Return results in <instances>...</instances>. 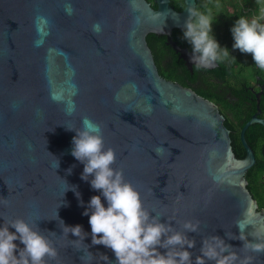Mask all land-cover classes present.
I'll use <instances>...</instances> for the list:
<instances>
[{"label": "water", "instance_id": "1", "mask_svg": "<svg viewBox=\"0 0 264 264\" xmlns=\"http://www.w3.org/2000/svg\"><path fill=\"white\" fill-rule=\"evenodd\" d=\"M153 1L155 8L147 0H0V223L22 217L48 236L58 250L48 264H86L84 245L116 264L110 248L91 243L84 209L100 190L91 175L82 179L84 163L71 153L75 132L66 125L79 127L87 116L145 207L195 239L193 264L214 234L264 264V252L228 236L239 232L237 220L251 222L249 230L264 224L245 178L255 163L245 131L264 127V119L254 113L244 123L245 156L237 158L218 107L162 77L146 41L149 33L165 36L192 70L191 50L172 37L173 29L183 31L188 0L180 11L170 0ZM73 184L80 197L65 191ZM186 220L199 228L185 229ZM62 221L83 226L84 245L63 232Z\"/></svg>", "mask_w": 264, "mask_h": 264}, {"label": "clouds", "instance_id": "2", "mask_svg": "<svg viewBox=\"0 0 264 264\" xmlns=\"http://www.w3.org/2000/svg\"><path fill=\"white\" fill-rule=\"evenodd\" d=\"M258 7V12L251 17L239 15L233 23L232 48L250 53L255 64L264 69V3H258ZM185 11L182 35L191 46L190 60L196 69L212 68L227 58L237 59L214 34L213 24L217 17L211 8L188 0ZM66 126L75 132L71 153L84 163L82 179L89 180L91 175V186L100 190L84 209L91 225V243L110 248L116 264H193L190 249L195 246V239H190L187 232L174 230L171 223H165L145 207L140 190L125 178L123 168L113 167L117 153L113 147H106L101 126L87 116L79 127ZM57 163L59 167V159ZM69 188L77 197L81 196L78 185H68L65 191ZM80 202L84 203L82 199ZM199 223L186 220L183 226L196 231ZM250 223L237 220L239 232L228 233V236L242 240L240 247L249 252H264V224L249 230ZM63 232L77 237L74 243L84 245L87 233L81 224L63 223ZM84 246L80 250L86 264H93V261L110 264L111 257L107 253L97 256L90 246ZM235 247L218 234L205 237L195 264H207L208 260L215 264H254L253 255L241 256ZM57 255L53 241L24 218L0 223V264H48L47 258Z\"/></svg>", "mask_w": 264, "mask_h": 264}, {"label": "trees", "instance_id": "3", "mask_svg": "<svg viewBox=\"0 0 264 264\" xmlns=\"http://www.w3.org/2000/svg\"><path fill=\"white\" fill-rule=\"evenodd\" d=\"M147 1L150 2L152 7L154 8L156 7V4L154 3L153 0H147ZM224 1L226 2L227 5H232V3H235L237 9L235 10V12H229L226 9H222L219 12L217 11L218 13H220L221 18L220 20L217 18L214 23H218V22L219 24L222 23L224 25V29L221 32L216 30L214 31V34L216 35L217 39L220 41L221 45L227 46L230 49L231 53L237 59L235 61H232L230 58H227L224 61L218 63L215 68L211 69L210 72L211 76L220 79L223 78L229 79L230 77H232V78H236L238 82H241L240 79H244L242 78V76L245 75L246 70H247L246 76H248L249 78L251 77L254 79L256 74L264 76V69L259 68L255 64L250 53H243L239 49H234L230 47V44L234 41L231 32V27L235 22V20L238 18L239 15H248L249 17H251V15L258 12L259 10L258 3H264V0H256V1L236 0L235 2H233L232 0H221V2ZM209 2L214 5L216 3V0H209ZM170 3L173 6V8L177 11H180L182 9L183 0H171ZM241 3L247 4L248 6L247 12H243L244 8L241 5ZM198 4L200 5V0L198 1ZM182 33L183 31L179 29H173L172 30L173 40H175L182 47H186L188 50H190L191 46L183 38ZM146 41L152 52L154 62L156 64L159 74L167 80H171L175 82L177 81L179 84L185 87H190L189 85H191L192 82H194L196 79L197 71H195V75L193 77H189L190 83L188 85V83L185 80V73L188 74L189 71H187V69L182 67V69L184 68V72L185 70L186 72L184 74L182 72H178L166 60L164 50L170 49V53L173 55L174 59L177 58V54L175 53L174 50L165 46L163 36L149 33L146 36ZM193 90L197 94L203 96L204 98H207L212 102H216L219 100L211 90H205L202 87H194ZM232 91L238 95H241L242 94L241 92L243 91V86L241 84L240 87H236V85H234L232 87ZM255 109L256 108L253 105L251 112H253ZM249 117H250V113H248V117L240 124V128L244 125V123L247 121ZM230 139H231V146L236 157L239 159L243 158L245 156V149L241 144L239 131L236 133V135L230 134ZM245 139L247 143L251 146L257 157L256 162L248 169L246 173V179L248 182L247 188L250 194L252 195L253 199H255V201L257 202L258 208H264V181L262 178V175L264 173V167H259L257 164V159H262V155H261L262 145L258 144V142L264 140V128L257 123L250 125L245 131ZM255 141H257V144L254 143Z\"/></svg>", "mask_w": 264, "mask_h": 264}, {"label": "flooded vegetation", "instance_id": "4", "mask_svg": "<svg viewBox=\"0 0 264 264\" xmlns=\"http://www.w3.org/2000/svg\"><path fill=\"white\" fill-rule=\"evenodd\" d=\"M198 1L199 0H197V3ZM221 3H222L221 0H218V3H215L213 5L212 3L209 2V0H200V5L206 8H211L213 14L216 15V17L219 20L221 16L220 13L218 12L220 10L222 9L228 10L230 8L231 12H235V10L237 9L235 3H232V5H225V6H221L220 5ZM183 7H184V0H183L182 9ZM247 10L248 8L246 10L243 9V12H247ZM219 25H220L219 22L214 23L213 31H216ZM163 40L165 42V36H163ZM165 46L171 48L166 44ZM164 51H165L166 60L171 64V66L174 69H176L178 72H182L183 74L186 72V70L184 72V68L187 69V71H189L188 74L185 73V80L188 83V85L190 83L189 77H193L195 75V71H197L196 79L194 82H192L191 85H189L190 86L189 88L194 89V87H202L205 90H211L217 96L219 100L213 103L218 107L220 113L224 116V124L229 130V134L236 135L238 131L240 134V130L242 128V127L240 128V124L248 117V113H250V117L247 119V121L251 118V116L254 113H258L257 116L264 119V76L256 74L254 79L251 77L249 78L248 76H246L247 74V70H246L245 75L242 76V78L244 79H240L241 82H238L236 78H232V77H230L229 79L215 78L214 76H211L210 72L211 69L215 68L216 66L206 69L205 68L196 69L191 62L192 70H189L185 61L181 59L176 52L175 53L177 54V58L174 59L173 55L170 53V49ZM182 67L184 68L182 69ZM240 84L243 86V91L241 92L242 93L241 95H238L232 91V87L234 85H236V87H240ZM258 99H259L260 111L257 109ZM253 105L255 106L256 109L253 112H251ZM254 143L257 144V141H255ZM258 144L262 145L261 148L262 159H257V164L259 167H264V140L258 142ZM256 158L257 157L255 154V162H256ZM245 178H246V174H245ZM262 178L264 181V173L262 175Z\"/></svg>", "mask_w": 264, "mask_h": 264}, {"label": "rangeland", "instance_id": "5", "mask_svg": "<svg viewBox=\"0 0 264 264\" xmlns=\"http://www.w3.org/2000/svg\"><path fill=\"white\" fill-rule=\"evenodd\" d=\"M232 1L235 2L236 0H232ZM254 1H256V0H254ZM216 3H218V0H216ZM242 4H243V3H241V5H242ZM220 5H221V6H225V5H227V4H226V2L224 1V2H222ZM243 8H244V10H246V9L248 8L247 4H243ZM228 11L231 12V9L229 8ZM222 22H223V20H222ZM223 29H224V25L221 23V24L218 26L217 31L221 32V31H223ZM233 43H234V41L230 44V47H231V48H232ZM248 71H249V68H248Z\"/></svg>", "mask_w": 264, "mask_h": 264}]
</instances>
